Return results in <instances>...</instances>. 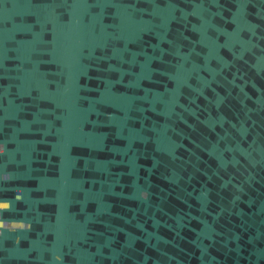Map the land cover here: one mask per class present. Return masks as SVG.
Segmentation results:
<instances>
[{
	"label": "water",
	"instance_id": "obj_1",
	"mask_svg": "<svg viewBox=\"0 0 264 264\" xmlns=\"http://www.w3.org/2000/svg\"><path fill=\"white\" fill-rule=\"evenodd\" d=\"M0 264H264V0H0Z\"/></svg>",
	"mask_w": 264,
	"mask_h": 264
}]
</instances>
